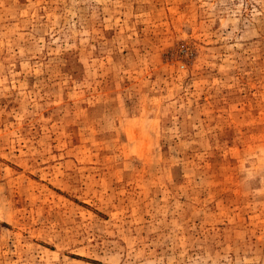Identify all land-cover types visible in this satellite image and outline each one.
Returning a JSON list of instances; mask_svg holds the SVG:
<instances>
[{"label": "rangeland", "instance_id": "obj_1", "mask_svg": "<svg viewBox=\"0 0 264 264\" xmlns=\"http://www.w3.org/2000/svg\"><path fill=\"white\" fill-rule=\"evenodd\" d=\"M0 264H264V0H0Z\"/></svg>", "mask_w": 264, "mask_h": 264}]
</instances>
